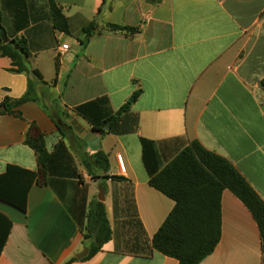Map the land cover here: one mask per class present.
Returning a JSON list of instances; mask_svg holds the SVG:
<instances>
[{"label": "crops", "instance_id": "1", "mask_svg": "<svg viewBox=\"0 0 264 264\" xmlns=\"http://www.w3.org/2000/svg\"><path fill=\"white\" fill-rule=\"evenodd\" d=\"M56 2L69 34L54 29L49 0H7L3 8L9 39L27 40L30 70L45 83L33 72H14L12 60L0 55V106L22 98L29 80L38 97L20 116L0 112V175L9 165L39 172L26 140L42 133L50 154L64 142L85 182L63 178L60 193L35 183L27 213L0 202L13 224L0 264H178L151 250L175 203L149 185L140 138L155 142L163 167L198 141L227 159L264 201V0ZM111 24L138 31L114 32ZM62 45L69 49L61 52ZM132 98L137 134L107 127L102 135L76 111L104 100L89 111L101 124ZM98 151L108 155V175L120 180H90L84 162ZM101 189L113 238L83 261L79 222ZM132 199L144 232L131 220ZM200 264H264L258 223L230 190L222 194L221 240Z\"/></svg>", "mask_w": 264, "mask_h": 264}, {"label": "trees", "instance_id": "2", "mask_svg": "<svg viewBox=\"0 0 264 264\" xmlns=\"http://www.w3.org/2000/svg\"><path fill=\"white\" fill-rule=\"evenodd\" d=\"M156 2L158 0H151ZM7 0H0V30L3 27V8ZM50 15L54 29L69 34L70 25L62 8L56 0H49ZM88 27L85 33L90 36ZM111 31L135 34V27L111 24ZM5 30V29H4ZM7 37L10 35L6 32ZM0 55L8 57L14 65L13 71L36 75L38 82L45 83L37 70L31 71V56L27 40L12 38L5 43L0 37ZM57 73L59 62L56 63ZM57 81L55 79L54 83ZM264 89V79L260 82ZM139 92L134 94L136 98ZM36 83L29 80L28 90L20 99H6L2 105L6 113L20 116L19 109L37 102ZM99 100L76 108L78 114L88 119L102 135H132L139 131V116L131 111L132 102L126 103L117 113L108 115L101 124H97L89 115ZM1 114V113H0ZM64 135L63 129L59 128ZM143 164L149 176V185L172 201L175 206L163 225L155 234L151 250L178 260V264H200L210 256L218 246L222 235V194L225 190L234 193L251 211L258 223L263 241L264 261V201L248 183L243 175L225 158L206 150L198 141L192 142L169 164L162 166L154 141L141 137ZM36 153L39 172L28 171L18 166L9 165L0 175V202L27 213L28 197L35 183L50 186L60 193L58 185L63 178L77 179L83 184L84 176L78 172L73 157L64 142H59L53 153L46 149L44 135L39 133L26 140ZM84 162L91 180L106 179L118 181L121 178L108 175L109 158L103 151H98ZM65 180V179H64ZM132 222L144 232L139 219L134 199L129 204ZM84 235L83 245L88 253L80 260H89L102 250L113 238V230L108 220L106 205L98 199L90 204L86 219L79 222ZM12 221L0 213V256L6 246L12 230ZM77 258L70 260L77 261Z\"/></svg>", "mask_w": 264, "mask_h": 264}, {"label": "water", "instance_id": "3", "mask_svg": "<svg viewBox=\"0 0 264 264\" xmlns=\"http://www.w3.org/2000/svg\"><path fill=\"white\" fill-rule=\"evenodd\" d=\"M0 37L1 39L5 42L8 43L10 41V39L7 37L6 31L4 29L0 30ZM133 98L130 99V102H133ZM2 111H6V107L4 105L0 106V112ZM107 130H109V128H107ZM98 200L101 202L105 201V196H104V191L103 189L100 190V195L98 196ZM88 253V249L86 248L84 251V254ZM82 255H79L78 257L80 258Z\"/></svg>", "mask_w": 264, "mask_h": 264}, {"label": "built area", "instance_id": "4", "mask_svg": "<svg viewBox=\"0 0 264 264\" xmlns=\"http://www.w3.org/2000/svg\"><path fill=\"white\" fill-rule=\"evenodd\" d=\"M69 49V46L68 45H62L61 47V52H65Z\"/></svg>", "mask_w": 264, "mask_h": 264}, {"label": "rangeland", "instance_id": "5", "mask_svg": "<svg viewBox=\"0 0 264 264\" xmlns=\"http://www.w3.org/2000/svg\"><path fill=\"white\" fill-rule=\"evenodd\" d=\"M83 179H84L83 181L85 182V178H83ZM90 180H91V178H90ZM84 182H83V183H84ZM99 195H100V190H99V192L97 193V197H98ZM84 251H85V249H84Z\"/></svg>", "mask_w": 264, "mask_h": 264}]
</instances>
